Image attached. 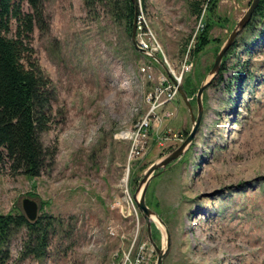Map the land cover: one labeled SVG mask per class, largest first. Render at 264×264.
<instances>
[{
	"label": "rangeland",
	"instance_id": "rangeland-1",
	"mask_svg": "<svg viewBox=\"0 0 264 264\" xmlns=\"http://www.w3.org/2000/svg\"><path fill=\"white\" fill-rule=\"evenodd\" d=\"M191 1L139 0L137 6L172 68L190 51L194 69L185 81L195 89L188 98L197 116L198 90L252 0H219L212 42L195 56L204 21L192 14ZM21 10L30 12L26 0ZM29 48L26 65H38L51 81V122L41 140L53 161L34 179L4 170L0 213L24 214L23 200L30 198L56 228L42 259H21L27 230L16 232L5 264H123L129 254L157 264L133 195L146 171L189 136L190 109L180 95L173 118L130 163V142L118 134L142 116L143 100L164 64L138 54L123 22L102 7L89 12L83 0L46 1ZM224 60L204 92L194 142L179 161L157 172L147 192L148 207L163 222L151 227L155 246L167 251L163 264H264V18L240 34ZM147 66L154 80L139 77ZM167 131L183 142L160 146Z\"/></svg>",
	"mask_w": 264,
	"mask_h": 264
},
{
	"label": "trees",
	"instance_id": "trees-1",
	"mask_svg": "<svg viewBox=\"0 0 264 264\" xmlns=\"http://www.w3.org/2000/svg\"><path fill=\"white\" fill-rule=\"evenodd\" d=\"M26 1L31 9L29 13H22L21 0H0V176L8 169L13 176L34 179L40 177L53 161V156L50 157L41 140L50 126L53 92L51 81L38 65L30 61L26 65L30 36L34 33L35 23L43 19L44 4L48 0ZM83 1L89 12L98 7L106 9L116 21L125 24L132 37L139 0ZM140 1L145 3V0ZM218 2L192 0L189 3L192 14L204 21V26L196 35L195 47L191 51L193 56L212 42L209 34ZM258 18H264V0H261L247 28H251ZM183 89L188 97L195 95V89L189 82H184ZM55 222L48 215L39 216L32 223L23 213H0V264L9 259L11 238L22 229L27 230V239L21 259L30 256L44 258L55 232ZM153 229L156 230L154 225ZM153 236L155 238V234Z\"/></svg>",
	"mask_w": 264,
	"mask_h": 264
},
{
	"label": "built area",
	"instance_id": "built-area-1",
	"mask_svg": "<svg viewBox=\"0 0 264 264\" xmlns=\"http://www.w3.org/2000/svg\"><path fill=\"white\" fill-rule=\"evenodd\" d=\"M201 28V27H200ZM136 43L138 47L147 52L145 55L149 59L157 63L152 57L160 56L165 67V72L157 76L155 86L152 92L147 94L143 100L144 112L140 118L135 120L131 127L122 130L118 136L122 140L130 142L129 163L141 157L148 148V141L153 132H159L166 121L173 118L171 107L177 102L180 96V90L185 82L186 76L194 69L190 51L187 52L185 58L180 62L178 69L172 68L166 60L163 48L157 38L148 32L145 19L142 13H138L136 19ZM162 57V58H161ZM147 80H154V73L151 66L142 67L139 70V77ZM140 114V109H136V115ZM169 142H183L177 134L167 131L160 139L159 145L163 146ZM146 244L141 250H144ZM128 255L123 264H144V257L140 254L135 258Z\"/></svg>",
	"mask_w": 264,
	"mask_h": 264
},
{
	"label": "water",
	"instance_id": "water-1",
	"mask_svg": "<svg viewBox=\"0 0 264 264\" xmlns=\"http://www.w3.org/2000/svg\"><path fill=\"white\" fill-rule=\"evenodd\" d=\"M261 0H252L249 9L245 13V15L242 17V19L237 23L236 27L232 31L231 35L229 36L226 43L223 45V47L220 49L219 53L216 56L215 63L210 71V78L205 81L201 87L198 90L197 93V106H198V115L195 116L193 111L191 110L190 100L185 93L184 89L180 90V95L183 98L184 102L187 104L188 108L190 109L191 119L193 123V129L190 132L189 136L186 138V140L179 146L175 151L171 152L167 156H165L162 160H160L157 163H154L145 173L142 181L140 182L139 188L137 189L136 193L133 195V199L137 205V208L143 213L148 227V234H149V241L150 243L156 248L157 254H158V261L157 264H163L164 256L166 255L167 251L158 249L153 241L152 238V222L155 223V221L152 219L153 216L158 218V221L162 222V220L159 218L158 214L150 209L147 205V192L150 186V183L154 179V177L157 175V172H163L167 169L168 166L171 164L179 161L183 155L188 151L192 143L194 142V139L198 133L199 127L202 122L203 118V95L207 87L212 83L214 78L218 75L220 68L222 66L223 60L225 55L228 53V51L233 47L235 41L240 36V34L248 27V25L251 23ZM136 17L133 23V32H132V43L136 51L139 53L145 55H148L147 52L141 50L137 43H136ZM157 63L163 64L162 60L159 59L156 56L152 57ZM23 211L26 216V218L30 222L37 221L39 217V211L40 207L37 201L25 198L23 200ZM163 223V222H162Z\"/></svg>",
	"mask_w": 264,
	"mask_h": 264
},
{
	"label": "bare ground",
	"instance_id": "bare-ground-1",
	"mask_svg": "<svg viewBox=\"0 0 264 264\" xmlns=\"http://www.w3.org/2000/svg\"><path fill=\"white\" fill-rule=\"evenodd\" d=\"M136 18H137V15H136ZM155 222H158V218L157 217H155V216H153V218H152ZM205 260H207L206 258L204 259V261ZM228 262V261H227Z\"/></svg>",
	"mask_w": 264,
	"mask_h": 264
}]
</instances>
